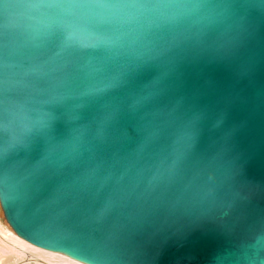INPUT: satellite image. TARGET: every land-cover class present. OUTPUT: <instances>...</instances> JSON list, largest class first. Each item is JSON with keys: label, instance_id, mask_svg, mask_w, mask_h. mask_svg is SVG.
Returning a JSON list of instances; mask_svg holds the SVG:
<instances>
[{"label": "water", "instance_id": "obj_1", "mask_svg": "<svg viewBox=\"0 0 264 264\" xmlns=\"http://www.w3.org/2000/svg\"><path fill=\"white\" fill-rule=\"evenodd\" d=\"M0 211L81 264H264V0H0Z\"/></svg>", "mask_w": 264, "mask_h": 264}, {"label": "bare ground", "instance_id": "obj_2", "mask_svg": "<svg viewBox=\"0 0 264 264\" xmlns=\"http://www.w3.org/2000/svg\"><path fill=\"white\" fill-rule=\"evenodd\" d=\"M0 264H81L37 248L0 225Z\"/></svg>", "mask_w": 264, "mask_h": 264}, {"label": "rangeland", "instance_id": "obj_3", "mask_svg": "<svg viewBox=\"0 0 264 264\" xmlns=\"http://www.w3.org/2000/svg\"><path fill=\"white\" fill-rule=\"evenodd\" d=\"M0 225H1L2 227H5V228L8 229L9 231H11V230L9 229V227L6 225V223H5L4 219H3V216H2L1 211H0ZM11 232H12V231H11ZM12 233H13V232H12Z\"/></svg>", "mask_w": 264, "mask_h": 264}]
</instances>
